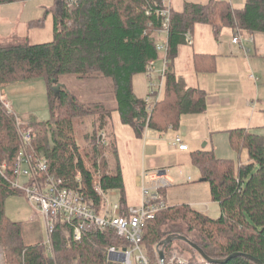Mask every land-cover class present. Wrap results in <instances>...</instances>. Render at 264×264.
<instances>
[{
    "label": "trees",
    "instance_id": "1",
    "mask_svg": "<svg viewBox=\"0 0 264 264\" xmlns=\"http://www.w3.org/2000/svg\"><path fill=\"white\" fill-rule=\"evenodd\" d=\"M170 3L171 0H53L52 40L42 44L27 40L0 44V86L42 80L47 87L50 119L33 123V131H37L34 151L46 160L50 175L61 179L65 187L80 191L97 212L104 200L95 191L96 181L104 195L119 192L121 215L126 216L129 208L121 169L110 160L116 154L112 112H118L121 124L130 128L136 140H141L147 129L159 134L169 129L177 131L183 115L201 114L206 108V93L198 88L183 92L182 80L172 70L194 26L210 27L216 34L228 28L234 37L238 33L264 34V0H245L241 8H233L228 0H183L180 10H174ZM163 11L169 14L168 64L163 97L153 102L149 112L144 99L135 96L133 80L145 73L150 62L162 58L156 45L166 20L161 15ZM40 23L38 20L30 24ZM193 68L197 74L214 73L215 55L194 54ZM64 75L80 80H108L116 108L110 109L102 102H82L66 86L55 94L53 80L61 83ZM86 118H92L93 130L86 135L87 145L80 146L73 131L75 124ZM227 135L234 151H246V163L235 166L233 160L218 158L207 148L190 152L192 165L209 184L211 200L219 205V218L210 219L186 204L159 211L141 231L150 264H158V246L169 235L185 237L212 260L242 254L264 264V136L244 127L230 129ZM18 149L14 118L0 108V165L6 163L9 177ZM14 195L23 194L11 187L6 175L0 174V251L5 264H121L109 260L107 251L110 247L127 248L128 243L110 229L103 233L83 232L77 242L71 238V229L58 222L52 236L53 256L46 242L26 244L21 224L10 221L4 213L5 198ZM174 252L187 259V264H215L204 261L181 240L164 247L165 262ZM223 264L255 263L237 255Z\"/></svg>",
    "mask_w": 264,
    "mask_h": 264
},
{
    "label": "rangeland",
    "instance_id": "2",
    "mask_svg": "<svg viewBox=\"0 0 264 264\" xmlns=\"http://www.w3.org/2000/svg\"><path fill=\"white\" fill-rule=\"evenodd\" d=\"M190 1L205 2L206 0ZM228 1L233 8H241L245 0ZM170 5L174 10H180L183 6V0H171ZM52 6L53 0H17L11 3H0V44H14L24 40H27L30 44H42L52 40L53 11L50 10ZM38 20H41L40 24H30L32 21ZM236 36H240L244 47L249 50V54L254 61L251 62L250 67L246 66L244 69L238 70V83L246 95L249 94L250 96H255L256 99H260L259 102H256L258 104L257 110L259 108L264 110V34L255 33L251 36L239 33ZM232 37L233 33L228 28H223L216 34L212 28L196 24L193 31L186 38V41L191 39L192 43H187L179 49V54L174 60V64L177 60L184 62L187 56H191V53L196 51L209 50L207 52L229 55L232 52L230 47ZM251 37L254 39H250ZM235 46L237 48L234 50V54L243 57V52L239 45ZM155 62V67L157 68L163 64L161 59ZM249 75H253L256 78V85L247 78ZM159 76L160 69H157L152 74V80L156 84L159 83ZM138 77L141 79V88L147 94L149 92L147 78L144 75L142 76L143 78L141 76ZM60 82L61 85L66 86L82 102H102L110 109L116 108L115 95L111 91L110 82L106 79L80 80L73 75H64L60 77ZM140 90L137 88V93L139 96H143L144 94L142 95ZM0 94L6 96L13 115L29 127L32 126L33 130V123H43L50 119L47 87L42 80L16 82L0 86ZM112 118L113 121L118 123L117 111L112 112ZM125 127L120 125V127L117 126L115 128V131L120 136L117 138L116 154L113 158L110 157V160L112 165H118L121 169L126 205L132 207L138 206L141 198L142 174H139V170L149 168L152 162L156 163L157 158L167 152V148H170L168 139L171 135L166 133L155 140H144L143 138L141 142H137L131 139V134ZM252 129L253 132L264 136V127L259 129L252 127ZM92 130V118L79 120L75 124L73 131L77 144L86 146V135H90ZM33 133L34 139H36L37 131H33ZM178 134H181V132ZM201 135L199 137L195 136L194 139L191 136L190 140L187 138L188 152L182 154L183 156L180 158L177 157L176 164L165 165L167 170L173 169L175 180L172 184L169 183L168 186L160 189V192L172 204L205 203V205H198L199 208L207 210L210 216L215 217L219 214V207L210 198L208 182H200L201 173L197 167L192 165L190 152L203 148V145H205L204 148L209 150L214 148L216 157L233 160L235 166L239 163H246L247 153L245 150L237 152L231 148L227 132L204 134L205 137L202 139ZM181 136L183 138L182 134ZM154 141L158 142L159 150H147L146 147L155 143ZM24 170H28L26 165L22 166V172ZM187 177H190L191 182H186ZM27 180L28 178L22 174L19 178V184L23 186ZM119 198L120 195L117 190L107 194L108 202L111 204L119 203ZM4 213L10 221L21 224L26 244H36L48 240L44 218L39 213L36 205L31 203L26 196L14 195L6 197L4 200ZM0 264H5L1 251Z\"/></svg>",
    "mask_w": 264,
    "mask_h": 264
},
{
    "label": "built area",
    "instance_id": "3",
    "mask_svg": "<svg viewBox=\"0 0 264 264\" xmlns=\"http://www.w3.org/2000/svg\"><path fill=\"white\" fill-rule=\"evenodd\" d=\"M166 1L170 2V0ZM161 15H165L166 20L158 32L160 41L156 45V50L162 54L163 62L159 83L156 84L152 80V74L156 71L153 61L147 65L144 73L149 88L144 101L149 112L153 102L159 101L163 95L165 71L168 64L166 39L169 14L167 11H163ZM187 43L191 44L192 42L188 39ZM233 43L239 44L245 53L248 52L242 44L240 36L234 37ZM0 108L6 116L14 118V130L19 143L18 153L14 158L10 174L12 177L7 174L6 163L0 165V174L6 175L11 187L21 191L31 203L36 205L39 213L43 216L48 235L46 242L51 256H53L52 236L57 223L61 222L71 229V238L77 242L81 240L83 232L93 230L103 233L109 229L113 230L118 237L126 240L128 246L124 249L110 247L107 251L109 260L119 261L121 264H150L149 256L141 241V231L146 221L153 219L159 211L168 207L160 192V189L168 186L171 182L166 175L160 171L152 174L142 173L140 204L128 208L126 216L120 214L119 203L108 202L107 196L102 193L98 181H96L95 191L104 200L102 209L97 212L86 202L85 196L80 191L65 187L61 179H57L47 172L46 160L37 155L33 148V129L13 115L12 108L3 94H0ZM104 140L105 136L102 133L101 143L103 145ZM171 144L178 151H188V147L180 135H175ZM23 165H26L28 170L22 172ZM22 174L28 178L23 186L19 184ZM158 264H187V259L174 252L167 262L160 261L158 256Z\"/></svg>",
    "mask_w": 264,
    "mask_h": 264
},
{
    "label": "crops",
    "instance_id": "4",
    "mask_svg": "<svg viewBox=\"0 0 264 264\" xmlns=\"http://www.w3.org/2000/svg\"><path fill=\"white\" fill-rule=\"evenodd\" d=\"M233 38L234 36L232 37V40H231L232 43L230 46L232 49V52L229 55L215 53V52L213 53L207 52L209 50H205L203 52L196 51V52H192L191 56L189 57L187 56L184 62H181L182 60H177L175 64L173 63L172 65L173 73L177 76V78L182 80V91L184 92L188 88H198L202 90L203 92H205L206 93V98H205L206 108H205V111L201 114L183 115L181 117L180 126L177 132H172L174 130L169 129L167 132L163 134H159L153 130H149V129L145 130L143 134L144 140H147V139L155 140L156 138H161L166 133H169L171 135L170 138L168 139L170 141L169 142L170 148L169 149L167 148L166 150L167 152L164 155H162L164 157L162 156L158 157L157 162L156 163L152 162L149 168L140 169L139 174H142L143 172L152 174L157 171H160V172L163 171L166 177L171 181L170 183L172 184L174 182L175 179L173 175V169L167 170L165 165L171 164V163L176 164L178 160L177 157L180 158L181 156H183L182 154H184L185 152H188V151H184V152L178 151L177 148L172 146L171 141L175 135L181 136L182 134L183 142L187 144V141H186L187 138L190 140L191 139L190 137L192 136V139H194L195 136L199 137L202 133L203 135H201V139L205 137L204 134L227 132L228 130L233 129V128H241V127L243 128L244 127V128H247L253 131L252 127L257 128V129L264 127V110L260 108L257 110L258 104L256 102H259L260 99L259 98L256 99L255 96H250L249 94L246 95L245 91L239 85L238 80H237L238 70L241 68L244 69V67L246 66L250 67L251 62H254V61L252 60V57L249 54V50L246 48L248 52L245 53L239 44L233 43ZM250 39H254V38L251 37ZM235 45H239V47L241 48L243 52V57L234 54L235 52L234 50L237 48ZM196 53H206V54L215 55L216 69L214 73L197 74L194 72L193 56ZM155 66H156V62H154L155 70L161 69L162 67V65L159 66L158 68ZM143 75L145 76V74ZM143 75H140L141 78H143L142 77ZM136 78L133 80L134 94L136 97L144 99L146 91L141 88L140 77H136ZM247 78L250 81H252L253 84L256 85L257 80L253 75H249ZM142 87H143V84H142ZM137 88L139 90L141 88L140 91L142 95L144 94L143 96L138 95ZM118 123H116V121H113V118L111 115V125H112V131L114 132L115 138H116V146H117V138L120 135L118 134V132L115 131V128L117 126L120 127V125H122L119 119V114H118ZM122 127H124V125H122ZM125 128L129 130L132 140H135L137 142L142 141L143 138L141 140L135 139L129 127L126 126ZM179 132H181V134H178ZM146 148L147 150H154V149L159 150L158 142L152 143L148 145ZM211 150L214 151V148ZM247 160H248V157H247ZM203 181H204L203 179H200V182H203ZM186 182H191L190 177H187ZM111 192L112 191H110L109 193ZM209 192H210V188H209ZM163 200H164V203L170 207L186 204L194 211L199 212L207 216L210 219H217L220 216V209H219L218 216L213 217L208 214L207 210H202L199 208L198 205H205V203L194 202V203H189V204L188 203L172 204L168 202V200L164 196H163ZM139 204H140V200H139ZM216 204L218 205V203ZM132 207H136V206H132Z\"/></svg>",
    "mask_w": 264,
    "mask_h": 264
},
{
    "label": "water",
    "instance_id": "5",
    "mask_svg": "<svg viewBox=\"0 0 264 264\" xmlns=\"http://www.w3.org/2000/svg\"><path fill=\"white\" fill-rule=\"evenodd\" d=\"M53 84H54V86H53V91H54V93L55 94H57L59 91H60V88L63 86V85H61L60 83H57L56 82V80H53ZM204 146L205 145H203V148H204ZM162 173H164L163 171H162ZM175 240H181V241H184V242H187L197 253H198V255L204 260V261H206V262H209V263H215V264H223V263H225L226 261H228L230 258H233V257H235V256H237V255H241V256H244V257H246V258H248V259H250L251 261H253L255 264H262L258 259H255V258H253V257H251V256H249V255H242V254H233V255H231V256H229L228 258H226V259H223V260H212V259H210L209 257H207L202 251H201V249L197 246V245H195V244H193V243H191V242H189L185 237H183V236H179V235H169V236H167L160 244H159V246H158V248L159 247H161L160 249H159V251H158V256H159V260L160 261H164V253H163V249H164V247L165 246H167L168 244H170L171 242H173V241H175Z\"/></svg>",
    "mask_w": 264,
    "mask_h": 264
}]
</instances>
